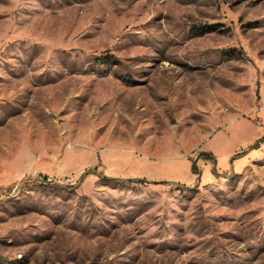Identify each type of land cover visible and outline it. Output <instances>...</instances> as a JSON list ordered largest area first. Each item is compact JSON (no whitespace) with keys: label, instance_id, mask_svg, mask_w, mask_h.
I'll list each match as a JSON object with an SVG mask.
<instances>
[{"label":"rangeland","instance_id":"374dc122","mask_svg":"<svg viewBox=\"0 0 264 264\" xmlns=\"http://www.w3.org/2000/svg\"><path fill=\"white\" fill-rule=\"evenodd\" d=\"M0 264H264V0H0Z\"/></svg>","mask_w":264,"mask_h":264},{"label":"trees","instance_id":"16d2710c","mask_svg":"<svg viewBox=\"0 0 264 264\" xmlns=\"http://www.w3.org/2000/svg\"><path fill=\"white\" fill-rule=\"evenodd\" d=\"M203 154L206 155V156L209 155L208 153H203ZM209 156H212V155H209ZM194 170H195V167H194Z\"/></svg>","mask_w":264,"mask_h":264}]
</instances>
